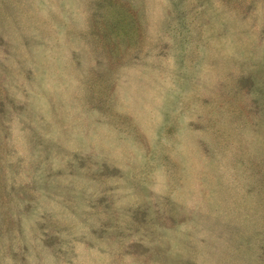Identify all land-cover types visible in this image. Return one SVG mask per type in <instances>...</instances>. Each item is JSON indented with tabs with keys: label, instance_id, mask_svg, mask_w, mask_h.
<instances>
[{
	"label": "rangeland",
	"instance_id": "rangeland-1",
	"mask_svg": "<svg viewBox=\"0 0 264 264\" xmlns=\"http://www.w3.org/2000/svg\"><path fill=\"white\" fill-rule=\"evenodd\" d=\"M0 264H264V0H0Z\"/></svg>",
	"mask_w": 264,
	"mask_h": 264
}]
</instances>
